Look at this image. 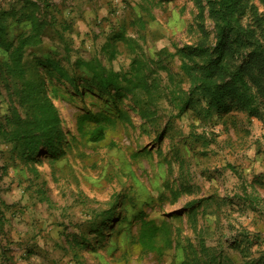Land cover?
<instances>
[{
  "label": "rangeland",
  "instance_id": "obj_1",
  "mask_svg": "<svg viewBox=\"0 0 264 264\" xmlns=\"http://www.w3.org/2000/svg\"><path fill=\"white\" fill-rule=\"evenodd\" d=\"M9 1L0 0V9ZM51 2L46 19L55 14L57 22L27 52L77 76L86 94L52 78L49 92L67 104L72 118L56 155L45 151L29 160L14 144L0 142V198L10 206L0 227V264H264V107L257 118L236 105L207 118L199 112L205 103L197 102L177 117L163 95L145 119L137 111L148 101L145 93L92 91V74L76 65L98 58L125 74L134 60H147L161 86H170L171 74L187 89L175 46L205 36L215 42L208 1ZM249 4L264 16V0ZM243 23L257 26L250 10ZM27 28L10 31L21 35ZM2 59L0 52L4 118L18 103L19 79ZM159 66L168 72L156 71ZM88 112L107 116L102 142H90L79 130L78 118ZM93 119L84 121V131L94 128ZM104 217L101 229L95 227ZM151 220L162 226L156 251L139 241L141 224Z\"/></svg>",
  "mask_w": 264,
  "mask_h": 264
},
{
  "label": "trees",
  "instance_id": "obj_2",
  "mask_svg": "<svg viewBox=\"0 0 264 264\" xmlns=\"http://www.w3.org/2000/svg\"><path fill=\"white\" fill-rule=\"evenodd\" d=\"M207 1L209 15L216 24L215 42L208 44V36H205L196 44L175 46L174 55L180 58L182 74L189 80L187 89L179 82H174L171 74L170 86H161V82L153 78L156 72H153L151 63L147 60H134L131 69L121 74L108 70L98 58L77 59L78 68L85 67L92 74L91 82L96 86L90 89L106 93L113 90L114 96L142 91L147 95L148 101L140 105L137 111L145 119L156 111L163 95L174 105V110L178 111L177 117L194 107L197 102L205 103L199 112L207 118H211L215 112L226 111L233 105L245 111L248 117H259L264 107V43L261 40H264V16L259 13L255 4H249V0ZM53 7L51 0H10L0 9L2 63L19 79L14 90L18 103H12L8 114L4 118L0 117V142L14 144L20 154L29 160L36 159L45 151L56 155L72 128L67 104L61 102L56 92H49V87L53 84L52 78L70 83L78 95L86 94L83 89L87 86L81 85V82L79 84L77 76L69 75L49 58L43 59L33 51L29 54L27 52L29 47L41 42L43 29L57 22L55 14L51 15L50 20L46 19ZM248 10L257 22L255 27L250 23H243ZM21 24H26L29 29L24 30L21 35H12L10 28ZM257 28H261L262 33ZM2 66L4 65L1 64ZM158 69L167 71L164 66H159L156 71ZM17 105L25 110L24 115L19 112ZM61 105L65 107L70 119L69 131L65 136L62 130L63 117L59 111ZM144 105L147 108H143ZM78 119L79 130L83 131L90 142L99 143L106 138L107 125L103 121H107V116L99 117L98 114L88 112ZM86 119H93L96 124L88 131L83 129ZM6 208L10 206L0 198V227L5 223L3 211ZM114 209L115 206H112L109 214ZM105 220L107 217L95 227L99 226L101 229ZM160 228L162 226L152 220L141 224L139 241L143 249L158 250L156 237ZM219 264L227 263L220 260Z\"/></svg>",
  "mask_w": 264,
  "mask_h": 264
},
{
  "label": "bare ground",
  "instance_id": "obj_3",
  "mask_svg": "<svg viewBox=\"0 0 264 264\" xmlns=\"http://www.w3.org/2000/svg\"><path fill=\"white\" fill-rule=\"evenodd\" d=\"M59 111H60L61 116L63 117L62 130H63V135H65L69 131L70 119L63 105L59 107Z\"/></svg>",
  "mask_w": 264,
  "mask_h": 264
}]
</instances>
